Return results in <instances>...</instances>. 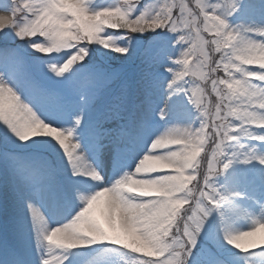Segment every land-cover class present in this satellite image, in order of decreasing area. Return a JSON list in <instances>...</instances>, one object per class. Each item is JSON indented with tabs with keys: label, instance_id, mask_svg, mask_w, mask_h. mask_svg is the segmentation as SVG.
Masks as SVG:
<instances>
[{
	"label": "snow or ice",
	"instance_id": "snow-or-ice-1",
	"mask_svg": "<svg viewBox=\"0 0 264 264\" xmlns=\"http://www.w3.org/2000/svg\"><path fill=\"white\" fill-rule=\"evenodd\" d=\"M196 2V12L187 0H172L171 3L156 0L142 6L140 0H123L118 6L97 9L91 8L93 0H18L15 6L4 9L13 19L9 22L0 17V41L14 38L25 41V38L37 35L44 38V41L28 39L16 48L6 44L0 47V164L7 167L22 194L27 217L31 214L36 249L38 252L45 250L39 264H65L66 261L76 264L73 250L104 243L119 245L132 253L154 256L144 242L146 232L143 226L132 219L138 213L129 215L116 197L108 196L100 189L122 186L121 178L132 177L137 164L145 157L179 151L185 137H199L203 149L209 140L214 141L208 159V173L203 176L202 186L189 187L197 179L198 168L189 169L185 175H191L192 179L187 184L186 195L182 194L176 203L157 201L147 208L149 213H157L149 218L151 227L154 228L161 220L167 221V236L171 243L159 255L163 259L136 258L133 264H171L169 251L172 247H182L188 252L196 246L209 213L219 209L227 199L213 186L212 180L230 167L233 157L242 155L243 163L258 160L264 165V159L258 158L255 149L249 146V142L264 143V136L250 130L253 124L248 122L241 124L237 120L239 126L232 121L229 124L226 112L234 100L218 95L222 86L227 90L234 86L228 78L232 72L225 68V63L232 43L241 35L229 23L239 8L235 0ZM174 9L179 10V15L174 13ZM18 13L22 17L20 20L17 19ZM181 26L187 29L186 33ZM106 28L124 31L110 32ZM145 32L175 33L178 39L171 36L175 43L189 47H181L183 58L178 57L171 64L168 60L173 53L167 50L165 43L156 49L153 62L163 63L171 79L148 72L141 74L137 83L145 87L144 98L134 108L141 110L142 115L132 119L126 115L131 96L129 82L118 68L94 62L92 53L103 49L125 57L129 54V47L118 46L111 33H123L119 39L130 43V37ZM202 32H207L213 39H204ZM247 36L250 47L264 48V32H248ZM85 41L87 45L100 47L79 46ZM209 43L213 51L220 54L219 59L211 58L212 66L225 73V78L217 79L211 85L217 97L212 115L207 111H197L203 108L199 100L200 90L192 81L184 79L192 75L188 57L194 55L198 47L208 57ZM26 49L49 58L36 57ZM61 52V56L50 55ZM77 61L80 63L76 64ZM247 69L264 75L260 68ZM237 78L233 77L234 80ZM165 83L167 90L164 91V107L158 112L159 119H166L168 102L182 95L187 97L188 105L194 106L198 124L168 127L128 159L132 146L140 139V131L146 123L145 114L151 109V90L159 89ZM250 83L257 95L264 93V79H250ZM117 84V95L108 106H102L104 93ZM226 100L228 104L224 103ZM256 111L264 112V108ZM241 127L248 130L245 135L240 134ZM70 138L75 143L69 144ZM163 144L169 146L164 148ZM172 145L177 147L172 148ZM77 149L88 154L89 163L82 162L83 158L76 154ZM228 150H231V156ZM105 157L112 163L111 177L103 171L101 160ZM57 174L64 180L57 181ZM171 175L173 173L161 174L158 171L153 172L151 178ZM77 178L91 181L87 185L91 190L86 193L78 184L72 183ZM65 182L70 198L64 192ZM45 199L51 201L58 213L52 224L45 213L38 216L33 210L34 200ZM135 203L148 206L151 202L141 199ZM186 203L190 205L191 214L185 210L181 215L180 209ZM101 204L100 216L111 232L105 230L95 215ZM178 221H182V231ZM253 224L259 227L264 222L254 221ZM70 254L73 255L72 260H69Z\"/></svg>",
	"mask_w": 264,
	"mask_h": 264
},
{
	"label": "clouds",
	"instance_id": "clouds-1",
	"mask_svg": "<svg viewBox=\"0 0 264 264\" xmlns=\"http://www.w3.org/2000/svg\"><path fill=\"white\" fill-rule=\"evenodd\" d=\"M242 2L243 0H235L236 7L239 8ZM189 3L191 4V0ZM16 4H18V0H12L9 6L12 7ZM192 7L193 12H196L198 9L196 0ZM0 17L9 22L13 19L12 15L6 10L0 11ZM231 27L237 29L241 34L240 38L232 43L225 63V68L230 69L232 72V75L228 78L234 86L226 92L223 88L219 89L218 95L231 97L237 102L230 106L226 116L234 117L236 120L241 121V124L248 122L255 125V128L258 129L256 131L257 135L264 136V112L256 111V109L264 108V93L257 95L254 85L250 83V79H264V75L248 72L246 67L249 64L258 65L264 71V48L257 50L250 47L247 36L248 32H264V24H258L255 21L247 24L240 22ZM208 53L209 56L205 57L202 48L198 47V50L194 53L195 61L190 71L199 81L196 87L200 90L199 100L203 108L197 109V111H207L209 115H212L215 104H212L209 100L208 84L209 81L211 85L216 83L215 73L220 69L214 68L211 64L213 53L211 43L208 44ZM236 76L238 78L234 80L233 77ZM220 82L223 83V81ZM213 91L214 89L211 87V92L213 93ZM228 123L231 124V120ZM239 131L241 135L248 132L247 129L242 127ZM201 145L202 140L199 137H185L179 151L167 152L162 156H147L139 162L132 173V177L140 178L122 177V186L113 189H100L106 195L116 197L129 215L138 213V215L132 216V219L138 225L143 226L146 232L144 242L153 255L162 254L165 246L170 244L171 241L168 240L167 236V221L161 220L154 228L151 227L149 218L157 215V213H149L147 208L153 206L157 201L176 203L182 194L186 195V187L192 176L185 175V173L189 169H199L201 162L198 161L197 157L201 151H205ZM168 146L169 144L162 145L164 148ZM166 168L173 169L174 174L167 177L151 178L153 172L162 171ZM141 199H147L151 203L148 206L135 203V201ZM93 230H96L95 226H93ZM258 233H264V224L259 227L253 224L247 230H225L224 241L238 252L248 253L257 248L264 249V241L254 239ZM188 252H192V249H188ZM188 252H185L182 247H172L169 251L171 264H188Z\"/></svg>",
	"mask_w": 264,
	"mask_h": 264
},
{
	"label": "rangeland",
	"instance_id": "rangeland-1",
	"mask_svg": "<svg viewBox=\"0 0 264 264\" xmlns=\"http://www.w3.org/2000/svg\"><path fill=\"white\" fill-rule=\"evenodd\" d=\"M2 2V5H5V7L9 6L7 4V0H0ZM193 4H195V0H192ZM147 2H156V0H140L141 6L144 3ZM160 3H164L165 0H159ZM167 2L171 3L172 0H167ZM178 2V0H177ZM120 3H123V0H93V4L91 5L92 9H97V8H103V7H115L118 6ZM1 10V9H0ZM174 13L176 15H179V10L174 9ZM19 20V18H17ZM20 19H22L20 15ZM231 25V23H230ZM202 27V24H201ZM182 30L186 33L187 29H183V26H181ZM162 30V29H161ZM110 31H124V30H113L110 29ZM155 35L157 33L153 32H145L144 34H137L141 36H148V35ZM115 39V43L118 46H128L129 47V53L125 57H118L114 53L106 52L103 49H97L96 53L98 54L97 56L99 58H103L104 60L108 61H116V62H127V63H132L133 60L134 62L136 61V64L133 63L127 68H118L123 75V78L127 80L130 84L131 87V98L134 97L136 94V97L143 98L144 93H145V87L141 88L142 86L138 85L137 81L139 80L140 76L142 73L148 72L151 74L159 75V76H168L169 81H170V74L165 72L163 68V63H154L153 62V55L156 51V49L161 45V43H165L167 50L169 52H172L173 54L169 57L168 63L171 64V61L176 59V58H183L181 56V47L184 49L188 48V45H183V46H178L175 43V40L171 36H176L178 39V35L175 33H169V35L165 34L162 37H159L157 39H154L148 44H144V41L141 39H130L129 40H124V39H119V36H115L114 34H111ZM202 36L206 40H212L213 37L209 35L207 32H202ZM28 39H37L40 41H44L43 37L40 36H35V37H28L25 38V41ZM18 42V44H24L25 41H21L18 38H14L12 40L8 41H0L2 44H9L13 42ZM86 42V41H85ZM91 47H100L98 45H90ZM90 48V47H89ZM26 51L32 53V55L42 58V59H48L49 56L42 54V53H35L34 50L32 49H26ZM73 52H75V49H72ZM52 57H57L63 55V52L57 54V53H52L50 54ZM102 56V57H101ZM212 58L213 59H219L220 54L216 53L213 51L212 53ZM189 60V65L192 67L193 63L195 61V55H190L188 57ZM77 63H80V61H77ZM75 66V65H74ZM247 66V65H246ZM174 68H178L176 65H172ZM215 67V65H213ZM47 71V69H45ZM49 75L54 77V74L48 73ZM187 77V76H185ZM215 77L217 79L225 78L223 75H219L218 77ZM189 81L195 82L193 83L194 85L199 84V81L197 78L193 75L188 76ZM186 80V79H185ZM165 83L163 86L161 85L159 91L157 89L151 90V97H154V104H160L164 103V100H162L163 95L165 97V92L167 90ZM141 89V92L137 91V87ZM225 92L227 91L226 86H222ZM116 88L117 91L112 93L111 97H115L117 95L118 89H119V84L111 88L110 90L106 91L102 97L105 98L109 93L111 92L112 89ZM136 89V90H135ZM208 92L210 93L211 96H209V100L215 101L217 100V97L214 93L211 92V82L209 81L208 84ZM75 99V98H73ZM185 102L187 104V97H185ZM102 103V102H101ZM225 104H228L229 101H224ZM237 102L233 101L232 104H235ZM186 108L190 110V112L193 114L195 117V108L193 105H186ZM215 111V108H213V112ZM191 114V115H192ZM228 120H231L232 123L234 122L233 118L231 116L228 117ZM198 121V119H197ZM237 126H239L236 123H233ZM70 126V125H66ZM2 127V125H0ZM70 143H75V140H70L68 141ZM207 145V144H206ZM205 145V148L207 147ZM140 150V148H139ZM62 152V150H61ZM77 153V151H76ZM211 150L209 153H206L205 151H201L199 156L197 157L198 160H200L201 164L199 167L200 174L197 176L199 178V186L203 185V176L208 173V159L210 156ZM83 156L87 159V153H82ZM204 161H202L203 156H205ZM130 157V155H129ZM66 163V159H65ZM1 174L4 173V170L6 171L5 175L1 177L0 175V184H3V186L0 185V241H3V238L6 239V241L3 242V245L7 246V257L8 259L12 258L15 256L16 253H19L24 260V264H39V260L43 252L45 251L44 249H41L39 252L36 249L35 246V239H34V231L31 226V217L26 215L24 211L23 204H21V200L19 196L17 195V188L13 182L12 176L7 169L5 165L1 166ZM58 176V175H57ZM220 178H222V174L219 175ZM192 183V182H191ZM190 183V184H191ZM213 186L221 193L222 192V179L220 182H217L216 179L212 180ZM189 184V187H191ZM198 194V193H197ZM185 210H189L188 214H191L190 211V205L189 204H184L182 205L180 209V214L183 215ZM222 212V206L219 209H213L209 215L207 220L205 221V225L203 228V231L198 237V242L196 246L192 249V253L189 256V261L188 264H221L222 259L225 257H222V255H227L228 262L230 261L231 263L235 264H264L261 260L259 259H249V262H243L244 258L242 256L246 255L247 253H240L237 250L231 248L229 245H227L224 241V235L221 232V228L219 226V217L221 216ZM180 223L181 231L183 228L182 221H178ZM102 226L105 228L106 231L111 232V230L107 227H105V224L107 223H102ZM3 232V234H2ZM102 245V244H100ZM99 245H93L88 248H82V249H76L73 250V254H75V261L76 264H86L88 260H84L83 256L79 253L80 251L88 250L91 248H94ZM119 246V245H118ZM53 249L56 250V246L53 245ZM116 249V248H115ZM119 249H116L115 251H107L103 252L102 254L100 252L97 253L98 258L95 260H92L91 262H88L87 264H133V261L136 259L134 256H127L125 255V251H121ZM78 251V252H77ZM119 252V254H118ZM122 253V255H121ZM232 253V254H231ZM124 254V255H123ZM142 256H144L143 253H138ZM231 256H230V255ZM236 256V257H235ZM49 259H53V257H49ZM73 259V255H69V260ZM83 259V260H82ZM141 259V258H140ZM145 259V258H142ZM146 259H163V257H160L159 255H154V256H146ZM236 259V260H235ZM241 259V260H240ZM82 260V261H81ZM234 261V262H233ZM225 263V262H224ZM65 264H69V261H66ZM226 264V263H225Z\"/></svg>",
	"mask_w": 264,
	"mask_h": 264
},
{
	"label": "bare ground",
	"instance_id": "bare-ground-1",
	"mask_svg": "<svg viewBox=\"0 0 264 264\" xmlns=\"http://www.w3.org/2000/svg\"><path fill=\"white\" fill-rule=\"evenodd\" d=\"M252 21L258 24H264V0H243V2L240 3L239 11L234 15L231 26L240 22L247 24ZM246 67L260 70L258 65H247ZM159 89L157 90L159 91ZM137 91L141 92V89ZM143 98L141 100H143ZM162 100H165L164 95ZM154 101V97H151V109L145 114L146 123L140 131V139L132 146V150L136 151V153L139 151V148L146 147L148 140L163 132L168 127H186L189 124H198L197 117L191 115L189 113L190 111L185 108V98L182 95L173 97L172 100L168 102L167 115L164 120L158 117V112L164 107V103L154 104ZM126 115H130L132 119H136L138 116L142 115V111L134 108V105L127 106ZM232 118L234 120L233 123L239 125V121L235 120L234 117ZM250 130L258 131L254 125L251 126ZM68 143L71 144L70 142ZM249 146L255 149V154L258 158L264 159V143L249 142ZM171 147L176 148L177 146L172 145ZM228 152L229 156H231V150H228ZM76 154L83 158L82 162L84 164L90 162L83 156L79 149H77ZM243 159L244 156L242 155L233 157L230 167L222 174L223 184L221 194L227 197L226 201L222 204V212L219 217V226L223 235L225 230H247L253 225L254 221L264 222V165L259 163L258 160H250L248 163H243ZM101 164L105 175L111 177L113 173L111 160L107 157L102 158ZM165 172L174 174L173 169H164L161 171V174ZM58 179L64 180V177L58 176ZM72 183L78 184L81 190L86 193L91 190L87 187V185L91 184L89 180L77 178V180L72 181ZM63 187L65 195L70 198L66 182ZM16 192L21 200V204H23L21 198L22 194L18 190ZM102 208L103 205H99L95 210V215L100 222L105 224L106 221L100 216ZM33 210L38 216L45 213L50 224L54 223L58 215L51 201L48 199L35 201ZM29 216L31 217V214H29ZM105 227L108 228V225L105 224ZM254 239L264 241V233H258L257 237ZM258 251L264 252V249L257 248L250 252ZM10 264H15V262Z\"/></svg>",
	"mask_w": 264,
	"mask_h": 264
}]
</instances>
